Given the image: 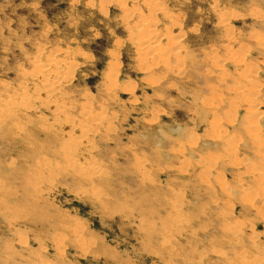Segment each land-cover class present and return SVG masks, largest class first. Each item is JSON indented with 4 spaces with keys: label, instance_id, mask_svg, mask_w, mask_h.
<instances>
[{
    "label": "rangeland",
    "instance_id": "1",
    "mask_svg": "<svg viewBox=\"0 0 264 264\" xmlns=\"http://www.w3.org/2000/svg\"><path fill=\"white\" fill-rule=\"evenodd\" d=\"M144 1L0 0V264H264V0Z\"/></svg>",
    "mask_w": 264,
    "mask_h": 264
},
{
    "label": "bare ground",
    "instance_id": "2",
    "mask_svg": "<svg viewBox=\"0 0 264 264\" xmlns=\"http://www.w3.org/2000/svg\"><path fill=\"white\" fill-rule=\"evenodd\" d=\"M143 1H144V0H143ZM144 2H145L147 5L149 4L150 6H151V5H153V6L155 5V3H154L155 1L153 2V0H145ZM144 2H143V3H144ZM121 4H122V2H121ZM148 20H149V19H148ZM148 20H147V21H148ZM151 21H152V20H151ZM151 21L148 22L149 25H153V24H150ZM153 23H154V22H153ZM145 26H146V25H145ZM145 26H143L144 29H143V28H139V30H140V29H141V30L143 29V31H144V30L146 29ZM147 27H148V26H147ZM151 27H152V26H151ZM143 31H142V32H143ZM137 32H138V31H137ZM142 32H141V33H142ZM150 32H151V31H150ZM144 34H145V33H144ZM147 36H148V35H147ZM146 41H147V43H149V40H147L146 37H145V39H144L143 42L146 43ZM167 41H168V40H167ZM139 42H140V41H139ZM150 45H152V44H150ZM152 48H153V47H152ZM70 64H71V63H70ZM44 67H45V66H44ZM50 67H51V66H50ZM54 67H55V66H54ZM70 67H71V66H70ZM40 68H41V67H40ZM55 68H56V67H55ZM49 70H50V69H49ZM49 70H48V68H42L41 72H40V71H39V72H40L42 75H44V76H46V75H48L49 73H51V74H50L51 77H52V76L54 77L56 71H52V72H51V71H49ZM56 73H57V72H56ZM57 74H58V73H57ZM40 77H41V76H40ZM55 77H57V76H55ZM39 79H40V78H39ZM41 79L44 81L45 78H44V79L41 78ZM51 79H52V78H50V80H51ZM40 81H41V80H40ZM110 81H112V80H110ZM44 82H46V81H44ZM48 82H50V81H48ZM46 83H47V82H46ZM51 83H52V82H51ZM52 86H53V85H52ZM47 88H49V87H47ZM43 90H44V89H43ZM45 96H46V95H45ZM248 100H249V99H248ZM250 114H251V113H250ZM258 145H259V144H258ZM68 148H69V147H68ZM64 149H65V148H64ZM66 149H67V148H66ZM72 151H73V148H72L71 150L69 149V150H68V153H67V151H66V153L69 155V154L72 153ZM73 152H74V151H73ZM66 153H65V154H66ZM88 171H89V170H88ZM251 171H252V170H251ZM256 174H257V173H256ZM258 175H260V176H258V178L261 177V176L263 177L262 172H261L260 170H259ZM36 176H38V174H37V175H36V174H33V175L31 176L30 179L32 180V182H31L30 184H37V180H34V179L36 178ZM256 177H257V176H256ZM262 177H261V178H262ZM259 179H260V178H259ZM259 179H258V180H259ZM263 179H264V178H263ZM31 180H30V181H31ZM256 180H257V179H256ZM257 189H258V186H257ZM263 190H264V189H263ZM255 193H256V192H255ZM257 193L262 197V199H264V191H261L260 189H258Z\"/></svg>",
    "mask_w": 264,
    "mask_h": 264
}]
</instances>
